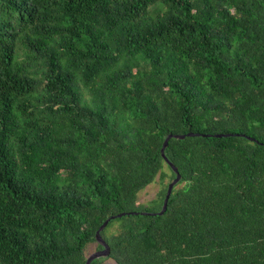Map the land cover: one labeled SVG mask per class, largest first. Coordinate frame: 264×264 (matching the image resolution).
<instances>
[{"label": "trees", "instance_id": "trees-1", "mask_svg": "<svg viewBox=\"0 0 264 264\" xmlns=\"http://www.w3.org/2000/svg\"><path fill=\"white\" fill-rule=\"evenodd\" d=\"M119 213L91 264H264V0H0V264Z\"/></svg>", "mask_w": 264, "mask_h": 264}, {"label": "water", "instance_id": "water-1", "mask_svg": "<svg viewBox=\"0 0 264 264\" xmlns=\"http://www.w3.org/2000/svg\"><path fill=\"white\" fill-rule=\"evenodd\" d=\"M194 133H188V134H169L165 141H164V144H163V147L161 149V152H162V155L163 157L166 159L167 162L170 163V165L173 167V169L176 171L177 173V177L169 184V187H168V191H167V194H166V198H165V201H164V205H163V208L161 211L159 212H143L145 214H163L167 208H168V202H169V199H170V196L172 194V191H173V188L174 186L180 181L182 175L179 173V170L178 168L175 166L174 163H172L169 158L167 157L166 155V147L168 146L169 144V140L172 138V137H178V138H185L186 135H193ZM228 135H231L230 133L228 134H217V136H228ZM126 213H119L117 215H114L110 218H108L102 225L101 227L98 229L97 231V235H96V239H97V242L100 243L102 246H103V249H100V250H97L95 251L94 253H92L88 258H87V261H86V264H91V262L97 258H107L109 255H110V252H111V248H110V245L108 244V242L104 239V237L102 236L101 234V231L108 225V223L110 222L111 219L113 218H116V217H121L123 215H125ZM108 262H104L103 264H107Z\"/></svg>", "mask_w": 264, "mask_h": 264}, {"label": "rangeland", "instance_id": "rangeland-1", "mask_svg": "<svg viewBox=\"0 0 264 264\" xmlns=\"http://www.w3.org/2000/svg\"><path fill=\"white\" fill-rule=\"evenodd\" d=\"M163 186L164 183L160 181V178L158 176L154 182L149 184L145 189H143L139 193V201L141 203H146V204L152 203V200L157 196L158 192L161 190ZM97 250H98L97 242L90 244L87 249V256L89 257L92 253H94ZM105 262H108L107 264H116V262L112 258H108Z\"/></svg>", "mask_w": 264, "mask_h": 264}]
</instances>
